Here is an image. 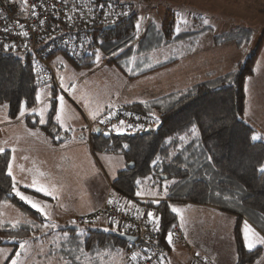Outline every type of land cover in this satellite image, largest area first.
<instances>
[{
    "label": "trees",
    "instance_id": "1",
    "mask_svg": "<svg viewBox=\"0 0 264 264\" xmlns=\"http://www.w3.org/2000/svg\"><path fill=\"white\" fill-rule=\"evenodd\" d=\"M137 21L138 14L132 9L131 14L118 20L113 29L91 26L87 30L89 43L80 58L65 56L77 69L82 70L92 68L96 64L98 53H103L108 64L128 74V50L132 48L129 45L136 38ZM176 23V16L169 12L163 24V36L151 39L153 44L157 40L162 43L179 41L183 35L176 33ZM250 35L249 29L232 28L217 34L215 40L219 44L234 42L242 46L249 41H245V38H250ZM263 39L264 33L256 49L235 71L149 101L128 103L118 109L148 117L153 116V112H158V124L155 128L123 133L116 132L117 128L108 132L93 131L90 142L95 153L116 154L125 160L126 166L118 172L112 183L118 194L134 200L142 187V180L148 179L147 185L157 189L165 199L146 203L140 199L138 201L142 210L140 213L133 210L138 216H146L147 220L148 213L155 216L158 236L153 243L141 238L130 242L117 237L112 232H132L129 226L114 220H109L110 227L116 226L113 230H83L80 228L82 224H78V229L66 226L58 230L61 242L66 246L72 244V248L61 250L70 263L81 264L79 257H97L100 252L106 258L121 257L128 249L137 260L154 247L163 253L157 263L159 264L161 259L171 253L168 237L171 235L175 238V227L179 225L178 214L173 211V206L184 203L212 205L222 212L236 215L235 264H253L261 256L262 247L250 249L246 246L242 225L247 219L264 235L260 226L255 224L262 220L264 222V172L259 170L264 166V139H253L257 129L244 118L245 81L255 72ZM59 53L62 52L53 53L50 59L53 60ZM114 55L116 56L113 58ZM172 62L157 65L137 76L157 71ZM39 86L41 85L34 77L30 55L0 44V106L7 104L10 118H17L24 109L31 111L37 106ZM52 86L53 94L56 95L57 87L54 84ZM56 108L54 96L47 111L46 122L42 124L37 116L28 114L27 124L48 135L56 133L58 138H65L69 131L60 132L57 127ZM9 156V151L0 152V202L11 201L31 218V222L1 229L0 244L7 236L24 241L38 226L47 223V219L39 211L32 209L13 193L14 181L8 172ZM129 163H133V167ZM240 192L243 196L239 202L251 214L248 218L226 204L228 199H234ZM110 194L112 198L108 202L123 209H133L124 203H117L113 194Z\"/></svg>",
    "mask_w": 264,
    "mask_h": 264
},
{
    "label": "rangeland",
    "instance_id": "2",
    "mask_svg": "<svg viewBox=\"0 0 264 264\" xmlns=\"http://www.w3.org/2000/svg\"><path fill=\"white\" fill-rule=\"evenodd\" d=\"M198 4L199 5L192 7L194 12H191V10L188 7L178 8L180 10L179 12H180L181 20H180V23L179 22L176 23L177 25L176 31L177 33L182 32V31L184 32L183 29H185L186 33L183 34L184 38L186 41H188L189 45H191L189 47L190 49L189 51L191 52L190 55H192V57L187 60L188 62L187 66H189L187 71L189 72L190 76L186 75L188 76V78L185 81L186 82L196 81L199 83V82H203L206 80L214 79L219 75H223L231 71L237 70V67L240 65V63H242L248 56L252 54V52L256 49L259 41L263 37L264 7H261L258 5H247V6L241 5V3L237 0H233V1L224 0L222 1L221 5L213 4V1L211 0H200ZM153 14L155 17L157 14V10ZM158 15H160V13ZM167 16L168 14H166V17ZM205 20H207V23H205ZM192 27H194L196 30ZM230 28L249 29L251 31L250 38L248 39L245 38V41L247 40L249 41L245 42L242 46H238V44L234 42H227V43H220V44L216 43L215 36L218 33L226 31ZM190 29H192L193 32L190 31ZM148 33L154 34L153 27L149 30ZM153 38L154 37H151V38L147 37L145 41H150ZM144 44L145 43H140V41L138 40V42L136 43V50H139L140 47L142 48ZM66 56L63 53H59L53 60H51L52 64L55 66L56 71H57L58 83L51 82V83L39 86V95H38L39 105L36 108V110L38 111V114L42 118H44V115L46 111H48V108L51 104V100L55 96L56 102H57L56 113L57 111H59L58 112V115L60 118L59 120L63 123L71 121L67 118V115H66L67 111H70V113L71 111H73V113H76V114L78 113L79 115H83V113H85L87 116L89 115V112H90L89 108L91 109L93 113L99 112V115L96 116L95 118L92 119L88 117V119L84 121L85 122L84 129H85L88 125L87 120L91 122H96V120H98L99 118H102V116H107L108 114L113 113L115 110H118L121 107H124L125 104L122 105L123 104L122 98L126 95L133 99H144L146 101H149V98L153 97L154 95L151 93L152 90H150L153 87L151 86L149 87V85H146L147 80H141L142 82L140 83V82H135L136 80L133 79L132 81L133 84L125 88L124 85L120 84L121 82L120 74L104 75L102 74V72H99V71L94 72L93 69L97 65H100L101 63L108 64L107 58H104L103 53H98L96 64L92 68L82 69V70L77 69L73 65L71 60H69ZM115 56L116 55L112 57L114 58ZM78 58H80V56H78L77 58H71V59H78ZM110 66L116 67L112 64H110ZM255 75H256L255 78L249 79L250 77L252 76L254 77ZM95 78L100 79L99 81L100 83L99 85H97L98 87L90 86L91 82L95 81L94 80ZM263 78H264V39H263L260 52L258 54V58L256 60L255 72L251 76L247 77L245 81V86H246L245 91L247 94L246 95L247 96V100H246L247 112L245 114V118L246 120H249L252 117H255L256 122L253 120H249V122H252L254 124L253 127L256 129L258 128L257 127L258 121H261V122L263 121L264 123V105H263L264 100L260 99L257 93V86H258L257 79L263 80ZM175 79L176 78L174 77V80ZM248 79L249 81L247 82ZM69 81H74V84H75L76 90L74 92L73 98L75 99L78 97L82 98L80 100V105L78 104L79 107L72 106L71 103L73 100L65 92L68 86L67 83ZM72 83H70V85H72ZM53 84L56 85L57 90H58L56 95H54L52 91ZM84 86L86 87V89H84ZM147 88H149V90ZM48 97H51V100L49 103L47 102ZM58 97H63V98L66 97V100H64V103H67V104L65 105L61 103L59 104L57 101ZM82 101L84 104H82ZM103 101H106V102L104 103ZM142 102H145V101H142ZM7 109H8L7 104H2L0 106V118L2 117V115L6 114ZM23 111L26 112L27 110L24 109ZM26 113H27L26 116L28 114L36 116V114L30 113V111H27ZM26 116H25L26 125L29 128L34 129L32 126L27 124ZM157 116H158V112H153V116L151 117L154 119H157ZM10 119L12 120L16 118H10ZM33 119H36V117ZM42 120L43 122H45L44 119ZM95 125H97V123H95L94 126ZM57 127H59V129L61 130L60 132L65 133L68 131V130H63L58 124H57ZM73 131L76 132L78 131V129L74 128ZM128 131L133 132L132 129L128 127H124V126L118 127L116 129V132L118 133H123V132H128ZM100 132H104V131L100 129ZM52 135H54L55 137H58L56 133H52ZM261 135L262 134L258 132L257 130V134L255 137L259 139L261 138ZM87 140L90 142V139L88 137H87ZM90 145H91V142H90ZM96 154H97V158L100 161L102 167L106 170V172L110 176H113L114 175L113 172H115V170L117 169V165H118V158H117L118 155L111 154L112 155L111 158L107 160V158H105V156L100 154V152H97ZM125 166H126V163L125 165H123V167ZM147 184H148V179L142 180V187L138 191V193H153L157 190L152 186H148ZM14 186L17 188L20 185L14 182ZM112 188L113 187H111V189ZM13 193L17 196L14 190H13ZM241 196H243V193L240 192V194L237 195L234 199H228L226 204L227 206L234 208V210L244 213L248 218L251 216V214L248 210H246L240 204L239 200ZM149 197L151 198L148 199ZM156 199H158L159 201H162L165 199V196L163 195L160 196V194L157 197L153 195L143 196L141 201H144L146 203L149 201L153 202V200L156 201ZM44 201L45 199H43V202L39 206L44 207V213L49 214V217L54 216V215L52 216L50 215L52 210L54 211L62 210L61 209L62 206L59 205L58 209H53L52 205H50L49 202L45 203ZM106 202L107 201H104V203ZM4 203H6V205L3 204V206H1L3 208L0 209L3 215V218L9 219L13 224L12 223H10L9 225L4 224L0 227V230L8 229L7 227H10L12 225L26 224V223L31 222V218L25 215L20 210V208L14 205L11 201H5ZM103 204L100 207H102ZM187 205L188 206L184 209H183V205H174L173 209L179 210L175 212L178 214L179 225L182 230H183L182 224L186 226L189 225L190 227L193 226L194 224H197V225L199 224L198 227L196 228L191 227L190 229L191 234H193L194 236H197L198 234L199 235L203 234L207 240H204L203 238V240L201 241L203 242L204 245H207L210 248H212V250L215 251L217 255L216 262H213L210 259H206L205 261H208V264H235L236 263V247H235V240H234V230H235L236 222H237L236 215L227 213V212L216 211V210L210 211L205 208H192V204H187ZM7 206L9 207L5 208ZM100 207H98L97 209H99ZM97 209H95L94 211H96ZM148 217H155V216L151 215ZM109 220L110 219L102 218L90 224H82L80 225V228L83 230H86V228H99L102 230H113V228H115L116 226L110 227ZM247 221L248 220L246 219V221H244L242 225V234L244 235L247 246L249 243H251L253 245L251 248H255L256 246L260 244L259 242L261 240L253 236L251 234V231H248ZM72 224L78 225L75 222L73 223L70 222V223L64 224V226L66 227ZM255 224L259 225L260 230L264 233L263 220L260 221V223H255ZM179 225H177L176 227H178ZM37 228L38 229H36L32 233V235L29 236V238L24 241L23 240L20 241L16 238L9 237V236H7V238H3L2 239L3 243L0 244V264H13V261H16V264H72L61 253L62 249L72 248L71 243H69L70 245L66 246L60 240L61 236L58 230H61L64 227L62 228L55 227L53 225L45 223L43 224V226L41 227L38 226ZM183 236L185 237L184 230H183ZM1 238L2 237L0 234V239ZM171 238L176 239L177 237L175 236V238H173L171 236ZM182 240H183L182 242L183 244H187L185 245L186 247H188V245L191 247V244L189 243L186 237H185V240L180 239L178 241H182ZM128 250H127V253L126 254L123 253L121 257L118 256L114 258L103 257L102 252H100L97 257H93V256L87 257L86 255L83 257H79L80 260L82 261V263L81 262L80 263L81 264H131L133 260H136V259L134 257L135 255H133L132 252ZM192 252L190 249L189 254L191 255ZM189 254L188 256H190ZM197 256L202 258V256L200 255H197ZM191 261L193 264H198L194 258V255L191 257ZM173 264H179V263L173 262Z\"/></svg>",
    "mask_w": 264,
    "mask_h": 264
},
{
    "label": "crops",
    "instance_id": "3",
    "mask_svg": "<svg viewBox=\"0 0 264 264\" xmlns=\"http://www.w3.org/2000/svg\"><path fill=\"white\" fill-rule=\"evenodd\" d=\"M119 2L130 4L133 7V11L138 14V21L136 25V38L129 45L132 47L128 52L130 53L129 60L127 62L128 67H126L128 74H124L123 71L117 67H112L110 64L101 63L97 65L93 70L94 72H102L104 75H118L120 74L121 85H124L125 88L130 86L134 80L135 82H142L141 80H147L146 85L153 87L150 90L153 97H150L149 100L167 95L171 92L184 90L187 87L196 84L198 82H186L189 75L187 71V60L192 57L191 52L189 51L188 41L185 40L184 35L186 33L179 32L182 34L179 41H174L171 43H162V42H153L145 41L147 37H154L159 39L162 34L163 24L166 18V14L173 12L176 16V21L180 23V10L179 7H188L191 12H194L192 7L199 5L200 0H116ZM215 5H221L224 0H211ZM233 1V0H229ZM241 5H258L264 7V0H237ZM188 9V10H189ZM157 10V14L154 17V14ZM189 10V11H190ZM161 11V12H160ZM160 13V15H158ZM139 23V24H138ZM139 26V28H138ZM153 27L154 34H149V30ZM194 28V27H192ZM195 29V28H194ZM232 29V28H230ZM228 29V30H230ZM177 30V25L175 26V31ZM196 30V29H195ZM226 30V31H228ZM192 31V29H190ZM223 31V32H226ZM193 32V31H192ZM140 33V34H139ZM177 33V31H176ZM222 33V32H221ZM162 34V35H161ZM219 34V33H218ZM145 43L144 46L139 50H136V43ZM194 40V39H193ZM157 43V44H156ZM127 46L126 48H129ZM125 48V49H126ZM124 50V49H123ZM176 60L175 62H172ZM172 62L170 65L161 68L157 71L137 76L138 74L147 71L157 65L166 64ZM136 71V72H134ZM175 74V75H174ZM170 76V77H169ZM190 76V75H189ZM199 76V75H198ZM174 77L176 78L174 80ZM256 75L250 77L249 79L255 78ZM192 79V77H191ZM247 80V82L249 81ZM94 82H91L90 86L99 85V78H95ZM258 80L257 93L260 99L264 100V78L263 80ZM73 82V83H72ZM72 83V85H70ZM151 83V84H150ZM67 88L65 92L67 95L72 98V106L79 107L80 100L82 98H73L75 92L74 81H69L67 83ZM246 88V86H245ZM84 89L86 87L84 86ZM149 90V88H147ZM247 95V94H246ZM59 98V97H58ZM65 98V99H64ZM63 100L57 99L60 104L64 103L66 97ZM51 97L47 98L49 103ZM68 100V99H67ZM75 100V102H74ZM112 100V99H111ZM123 104L142 102L146 101L144 99H133L129 96H124L122 98ZM247 100V96H246ZM39 102V99H38ZM104 103L106 101H103ZM112 103V102H111ZM79 104V105H78ZM82 104L83 101H82ZM121 104V103H120ZM37 106L30 111V113L36 114L40 123L42 119L46 122L47 120V111L42 118L36 108ZM264 105V103H263ZM121 106V105H120ZM105 107V106H104ZM109 108V107H108ZM107 108V109H108ZM90 112L87 116L85 113L79 115L78 113H73V111H67V118L71 121L63 123L57 117H59L58 112L56 113L55 122L63 129L68 130L69 134L65 138H58L54 135H48L45 132H42L38 128H29L25 123L26 112L16 119H10L8 113L2 115L0 118V149L3 151H9V167L8 172H11V177L15 183L20 185L15 187V190L23 193V195L30 197L33 202L40 205L45 199V203H50L53 209H58L59 205L62 206L61 211H54L50 215L41 213L37 208H33L26 200L25 203L28 204L32 209L39 211L46 219L47 223L55 227H65L64 224L74 222V218L77 215L87 214L98 207H100L104 201H107V197L110 193L113 194L114 200L117 203H124L126 206L133 208L136 213H140L141 203L138 201L143 198V196L153 195L158 196L159 193L156 190L153 193H137L136 199L128 200L122 195L118 194L115 189H111L114 179L117 177L118 172L123 169L125 165L124 158L118 155V165L115 170L114 175L110 176L106 170L102 167L100 161L97 158V154L93 151L90 142L87 140V136L84 129L85 120L90 118H95L99 115V112L93 113L89 108ZM114 110V109H113ZM247 110L245 111L246 114ZM29 113V112H28ZM71 114V115H70ZM71 116V117H70ZM70 117V118H69ZM245 118V116H244ZM246 120V118H245ZM249 120L256 122V118L252 117ZM246 120L250 125H254L252 122ZM43 122L42 124H44ZM258 132H260L261 138L264 139V123L263 121H258L257 124ZM74 128H77L78 131H73ZM57 138V139H56ZM56 139V140H55ZM2 152V151H0ZM105 158L110 159L111 154L100 153ZM116 155V154H115ZM121 164V166H120ZM34 185V186H29ZM37 187H45L51 193V195H45L42 192L36 191ZM110 188V190H109ZM13 189V190H14ZM14 192L16 193V191ZM114 190V191H113ZM109 192V193H108ZM111 195V194H110ZM18 196V195H17ZM161 196V194H160ZM20 198V196H18ZM23 200V199H22ZM6 205V203H0L1 206ZM192 204V208H205L208 210L221 211L219 208L212 205H200L193 203H184L183 209L188 205ZM195 205V207H194ZM9 206L5 207L8 208ZM189 209V208H188ZM71 218V220H70ZM14 219V218H13ZM179 220V218H178ZM12 223L9 219H4L2 212L0 210V227L4 224L9 225ZM13 224V223H12ZM247 229L251 231V234L261 241L264 240V235L250 222L247 221ZM59 225V226H58ZM73 225V224H72ZM185 237L191 244V247L188 245L186 247L182 241L171 238V253L165 256L159 264H173L177 262L179 264H193L191 257L197 253V255L202 256L205 259H210L213 262L217 261L216 252L212 250L207 245H204L201 240H207L205 236L197 235L194 236L191 234L190 229L198 227L197 224L193 226L182 224ZM216 226V224H215ZM259 242L260 244L256 247H262L261 256L253 264H264V243ZM246 243V241H245ZM247 246V244H246ZM248 247V246H247ZM255 247V248H256ZM249 248V247H248ZM191 249L192 254H189ZM253 249V248H250ZM188 254L190 256H188ZM169 257V258H168ZM185 262V263H184Z\"/></svg>",
    "mask_w": 264,
    "mask_h": 264
},
{
    "label": "built area",
    "instance_id": "4",
    "mask_svg": "<svg viewBox=\"0 0 264 264\" xmlns=\"http://www.w3.org/2000/svg\"><path fill=\"white\" fill-rule=\"evenodd\" d=\"M131 12L129 4L113 0H0V44L30 55L34 77L39 85L58 83L50 55L61 51L71 58L81 56L89 43L87 30L91 26L115 24ZM87 123L85 133L91 139L97 127L108 132L124 126L135 132L155 128L158 120L117 110L96 122L87 120ZM93 123H97L96 127ZM111 198L109 195L107 202L96 211L76 216L74 222L87 224L106 218L126 224L132 235L138 238L150 243L156 241L158 222L154 217H147V220L146 216H138L131 209L108 202ZM174 234L178 239L185 240L180 226L175 228ZM162 256V251L151 247L145 256L131 264H157ZM194 258L198 264H208L203 257L194 254Z\"/></svg>",
    "mask_w": 264,
    "mask_h": 264
},
{
    "label": "snow or ice",
    "instance_id": "5",
    "mask_svg": "<svg viewBox=\"0 0 264 264\" xmlns=\"http://www.w3.org/2000/svg\"><path fill=\"white\" fill-rule=\"evenodd\" d=\"M205 23H207V20H205ZM24 34L27 35V33H24ZM58 99L62 101L63 97H59ZM57 119H59V117H57ZM256 138L257 137H255V136L253 137V139H256ZM0 151H3V149H0ZM259 170L261 172H264V166H262ZM9 175H11V172H9ZM137 183H139V181H137ZM29 186H34V185H29ZM15 191H16V194L18 196H20L21 199L26 200L29 204L32 205L33 208H37L41 213H44V207H40L37 203L33 202V200L30 197H27V196L23 195V193L19 192L18 190H15ZM36 191L42 192L45 195H51V193L45 187H37ZM173 211H179V210L178 209H173ZM148 215L151 216L152 213H148ZM168 239H169V242L171 243V235H169ZM261 242L264 243V240H262ZM252 246L253 245L251 243L248 244L249 248H251ZM13 264H16V261H13Z\"/></svg>",
    "mask_w": 264,
    "mask_h": 264
},
{
    "label": "water",
    "instance_id": "6",
    "mask_svg": "<svg viewBox=\"0 0 264 264\" xmlns=\"http://www.w3.org/2000/svg\"><path fill=\"white\" fill-rule=\"evenodd\" d=\"M113 28H115V24H109V25H106L104 27V29H113ZM96 132L100 133V129L97 128ZM130 167H133V163H130ZM69 227L73 228V229H78L79 228V226H77V225H70ZM112 233L115 234L117 237H119V238H121L123 240H126V241L136 242L138 240V236H136V235L122 233V232H112Z\"/></svg>",
    "mask_w": 264,
    "mask_h": 264
}]
</instances>
